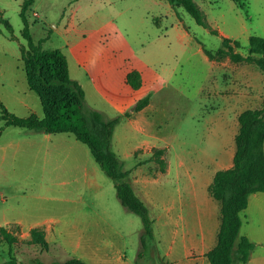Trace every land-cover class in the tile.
Here are the masks:
<instances>
[{
	"label": "rangeland",
	"instance_id": "374dc122",
	"mask_svg": "<svg viewBox=\"0 0 264 264\" xmlns=\"http://www.w3.org/2000/svg\"><path fill=\"white\" fill-rule=\"evenodd\" d=\"M196 1L218 34L198 23L184 6L174 7L168 0H34L27 11L34 40L44 49L61 48L67 54L72 77L85 88L87 105L100 110L106 119L123 116L113 146L125 169L136 164L134 156H127L132 149L139 161L171 165L170 174L150 184L155 207L140 193L155 231V237L147 239L144 255L139 257L142 217L121 202L114 179L89 146L71 133L46 138L43 133L7 126L0 119V215L23 216L28 222L48 216H81V226L90 223L97 228L93 236L102 242L100 255L122 249L131 264L171 261L173 224L166 232L164 219H156L155 211L164 205L162 191L169 195L163 196L171 207L173 197H180L177 180L182 183L185 177L173 176V162L183 158L187 166L209 165L214 157L231 150V139L218 119L223 109L219 93L228 96L225 88L236 72L253 78L257 97L251 105L264 102V71L255 63L237 62L219 52L225 36L221 32L238 39L241 46L236 50L244 55L249 52V35L264 37V0ZM23 2L0 0V97L11 112L20 116L35 112L43 117L41 99L29 86L22 59L21 47L28 45L23 35ZM2 16L12 24L14 38ZM133 69L142 72L139 89L127 82ZM149 93L152 103L143 112V120L133 119L139 115L133 106ZM126 100L132 104L123 110ZM129 110L133 113L126 117ZM235 144L232 140L234 148ZM9 229L17 241L10 251L0 236V262L9 260L11 254L23 264L69 256L58 235H47L44 230L48 244L43 247L33 240L31 230ZM258 252L264 253V245L258 246ZM193 256L204 264L201 255Z\"/></svg>",
	"mask_w": 264,
	"mask_h": 264
},
{
	"label": "trees",
	"instance_id": "16d2710c",
	"mask_svg": "<svg viewBox=\"0 0 264 264\" xmlns=\"http://www.w3.org/2000/svg\"><path fill=\"white\" fill-rule=\"evenodd\" d=\"M174 7L184 6L201 25L210 28L214 33L217 29L210 26L204 12L196 0H168ZM242 3V0H236ZM34 0H24L21 16L24 22L23 35L28 39V45H22V59L31 89L36 91L41 99L44 116L37 113L20 116L11 112L0 97V119L7 126L14 125L33 132L73 134L76 139L85 143L91 149L95 159L105 172L114 179L118 197L131 211L138 213L144 222L142 235L144 255L147 239L155 237L154 219L145 201L137 194L130 180V170L125 169L124 162L113 146L116 126L123 116L106 119L103 113L86 102V91L79 80L71 75L67 54L61 48L44 49L41 42L37 43L31 33L30 20L27 11L31 9ZM2 14V11L0 10ZM3 17V16H2ZM11 37L14 38L13 26L3 17ZM223 47L220 54L229 55L234 61L255 63L264 71V37L251 35L247 55L236 50L241 46L239 40L223 37ZM206 52L213 56L208 48ZM127 82L135 89L143 86L142 72L133 69L127 74ZM152 94L140 98L132 111H140L151 102ZM126 113V117L132 115ZM240 129L236 135V153L233 166L216 172L209 190L211 195L222 204V221L218 232L216 245L206 256L211 264H247L251 259L257 243L249 236L243 235L242 212L249 205V197L257 191L264 192V102L259 107L247 108L239 116ZM3 128H0V138ZM162 163V162H161ZM162 165H164L162 163ZM34 241L47 247L45 231L39 227L31 230ZM0 236L10 245V251L17 237L8 226L0 225ZM0 264H23L15 255ZM33 264H92L85 259L69 255L64 260L52 262L36 259ZM160 264H174L163 260Z\"/></svg>",
	"mask_w": 264,
	"mask_h": 264
},
{
	"label": "crops",
	"instance_id": "0c3cea01",
	"mask_svg": "<svg viewBox=\"0 0 264 264\" xmlns=\"http://www.w3.org/2000/svg\"><path fill=\"white\" fill-rule=\"evenodd\" d=\"M221 33L236 40L228 33ZM250 36L248 39H250ZM255 86L252 76L245 74L242 77L236 72L231 82L226 85L225 90L229 93L228 96H225L226 94L222 92L219 93L222 100L220 101L223 103V105L221 103L219 105H222L223 109L218 119L221 121L223 133L231 139L229 145L231 150L226 149L221 157H214V161L211 160L212 163L210 162L209 165L187 166L183 158H178L176 162H173V176L178 179L185 177L184 183L177 180L180 197H173V207H171V204H167V199L163 196L165 195L168 198L169 195L164 191H160L165 202L161 209H156L155 213L158 215H155L156 219L157 217L164 219L163 226L166 228V232L173 224V258H171V262L174 264H199V257L193 256L194 254L201 255L204 264H211L206 253L217 243L222 221V204L211 195L209 187L218 170L229 168L234 164L236 144L234 148L232 140L235 141L240 129V114L247 108L259 107L263 103V101L259 103V106H257L258 104L251 105L257 97ZM131 104L132 102L126 100L122 109L128 108ZM244 104L247 106L243 107ZM149 108L150 105L139 111L137 118L133 116V119L143 120L142 114ZM144 122L146 121L144 120ZM40 133H43L46 138H50L53 134ZM135 153V149L127 153V156H134L137 159L135 166L127 169L131 172V183L137 194L140 197L143 195L155 207L156 199L152 194L150 184L157 183L162 176L170 174L171 165L165 167L161 162L139 161ZM147 170L153 171L148 172ZM242 218L241 233L249 236L257 243V247L247 264H264V253L258 252V246L264 245V192L257 191L250 195L249 205L242 212ZM82 223L84 222L81 216L77 215L48 216L43 220L34 222H28V219L23 216L0 215V225L19 227L26 233H29L33 228L43 227L47 235L59 236L57 240L65 247L69 255L81 257L92 264H131L127 253L123 252L122 249L117 251L109 249L102 252L103 255H100L102 242L99 238L93 236L97 233V228H91L90 223L81 226ZM183 257H185V263Z\"/></svg>",
	"mask_w": 264,
	"mask_h": 264
}]
</instances>
